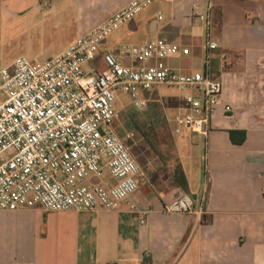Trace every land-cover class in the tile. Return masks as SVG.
Returning a JSON list of instances; mask_svg holds the SVG:
<instances>
[{"label":"crops","instance_id":"obj_1","mask_svg":"<svg viewBox=\"0 0 264 264\" xmlns=\"http://www.w3.org/2000/svg\"><path fill=\"white\" fill-rule=\"evenodd\" d=\"M131 1L0 0V18L28 15L60 45L54 57ZM163 10L168 18L157 23ZM206 36L217 46L212 70L231 113L220 106L206 138L197 135L205 163L198 186L190 184L183 138L187 193L157 182L158 193L140 188L117 211H0V264H264V0H163L99 52L158 37L190 50L165 61L188 72L200 68ZM230 131L244 132V142L232 144ZM184 198L188 211H167Z\"/></svg>","mask_w":264,"mask_h":264},{"label":"built area","instance_id":"obj_2","mask_svg":"<svg viewBox=\"0 0 264 264\" xmlns=\"http://www.w3.org/2000/svg\"><path fill=\"white\" fill-rule=\"evenodd\" d=\"M157 1L132 0L42 64L24 58L9 66L0 62V211H117L147 183L113 130L115 91L142 108L145 101L136 99L138 91L176 88L185 95L173 133L206 138L222 95L212 70L217 46L208 36L197 70L169 67L166 60L187 58L190 50L158 37L105 51L101 73L86 69L105 39ZM200 19L208 23V15ZM162 21L158 14L156 22ZM221 107L231 113L228 105ZM203 201L198 197L200 209ZM191 205L184 198L167 211H188Z\"/></svg>","mask_w":264,"mask_h":264},{"label":"rangeland","instance_id":"obj_3","mask_svg":"<svg viewBox=\"0 0 264 264\" xmlns=\"http://www.w3.org/2000/svg\"><path fill=\"white\" fill-rule=\"evenodd\" d=\"M162 1L153 3L140 14H155L156 7ZM139 15L101 44L112 40L123 29L134 26ZM160 15L163 22L168 18L165 10L160 11ZM28 20V15H11L6 11L1 16L0 62L2 65L9 66L17 58H24L33 64H42L60 50V45L49 38L48 32L43 27L35 26L31 20ZM86 69L96 73L106 70L100 52L86 65ZM184 95L185 93L176 88L166 86H158L150 93L138 91L136 99L145 101V107L139 108L134 106L128 95L115 91L114 108L118 117L113 123V130L147 178V183L140 185L139 189L157 190V182L167 184L173 182V177L180 171L179 143L183 138L191 144L190 149L187 148L184 154L189 168L190 184L193 188L198 186L205 166L200 147L201 138L189 131H183L179 135L173 133V120L179 113Z\"/></svg>","mask_w":264,"mask_h":264},{"label":"trees","instance_id":"obj_4","mask_svg":"<svg viewBox=\"0 0 264 264\" xmlns=\"http://www.w3.org/2000/svg\"><path fill=\"white\" fill-rule=\"evenodd\" d=\"M212 65H213V62H212ZM229 138L232 144L239 145L244 142L245 135H244V132L230 131ZM173 178H174L173 182L177 186H179L185 193H187V184H186V180L184 178L182 171L180 170L179 172H177V175H175ZM204 204H205V200L203 201V205Z\"/></svg>","mask_w":264,"mask_h":264},{"label":"water","instance_id":"obj_5","mask_svg":"<svg viewBox=\"0 0 264 264\" xmlns=\"http://www.w3.org/2000/svg\"><path fill=\"white\" fill-rule=\"evenodd\" d=\"M196 198H197V197H196V195H195V196H194V199L196 200Z\"/></svg>","mask_w":264,"mask_h":264}]
</instances>
